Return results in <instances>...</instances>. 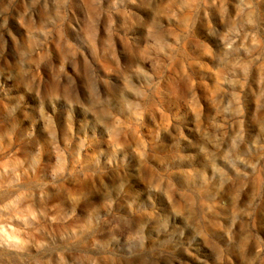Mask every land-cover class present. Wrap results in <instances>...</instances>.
<instances>
[{
	"label": "clouds",
	"instance_id": "9594fccd",
	"mask_svg": "<svg viewBox=\"0 0 264 264\" xmlns=\"http://www.w3.org/2000/svg\"><path fill=\"white\" fill-rule=\"evenodd\" d=\"M0 264H264V0H0Z\"/></svg>",
	"mask_w": 264,
	"mask_h": 264
}]
</instances>
